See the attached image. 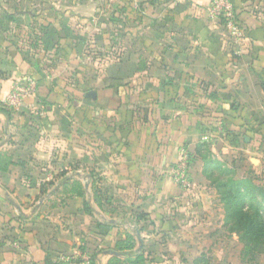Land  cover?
I'll use <instances>...</instances> for the list:
<instances>
[{"label": "crops", "instance_id": "crops-1", "mask_svg": "<svg viewBox=\"0 0 264 264\" xmlns=\"http://www.w3.org/2000/svg\"><path fill=\"white\" fill-rule=\"evenodd\" d=\"M210 1L121 2L109 17L102 0L0 6V104L25 76L38 83L11 116L0 111V264H82L83 244L109 264L136 226L148 264H200L206 253L192 260L167 240L196 229L181 224L189 202L210 207L176 181L179 149L196 153L252 114L264 83V0H231L246 31L236 46ZM138 12V29L112 31Z\"/></svg>", "mask_w": 264, "mask_h": 264}, {"label": "rangeland", "instance_id": "rangeland-1", "mask_svg": "<svg viewBox=\"0 0 264 264\" xmlns=\"http://www.w3.org/2000/svg\"><path fill=\"white\" fill-rule=\"evenodd\" d=\"M11 1L0 0V6L7 5ZM145 1L147 0H102L104 3H110L106 9L108 17L113 8L112 4L133 2L140 6ZM126 11L120 12L117 18L127 17ZM210 13L209 11V15L212 16ZM138 14L139 12L129 15L134 18L127 26L111 25L112 31L116 33L121 29L119 34L122 35V32L131 31V28L138 29L131 25L134 19L138 20ZM220 22L224 26L223 22ZM46 39H50V34ZM233 44L236 46L237 43ZM262 82V80L258 81V85L263 86L262 88L260 86L259 96L253 100L252 114L244 116L241 120H232L231 129H218L203 136L196 146V153L193 152L195 148L186 145L179 149L175 174L182 164L180 162L183 148L188 154L190 175V184L184 188L190 194L202 192L208 194L206 198H210V207L206 210L210 212L193 213L190 208L192 202H189L186 205V212L181 216V224L193 225L196 229L186 232L182 226L183 233L175 234L167 240L176 242L177 249L172 247V250H176L177 254L180 251L183 257L187 255L186 258L192 259L201 253H206L208 259L200 264H264V201L258 194L255 197L251 193L247 194L252 190L253 184L264 187V83ZM212 144L213 151L210 150ZM202 181L205 184L200 186ZM173 260L174 254L171 257V261Z\"/></svg>", "mask_w": 264, "mask_h": 264}, {"label": "built area", "instance_id": "built-area-1", "mask_svg": "<svg viewBox=\"0 0 264 264\" xmlns=\"http://www.w3.org/2000/svg\"><path fill=\"white\" fill-rule=\"evenodd\" d=\"M209 11L213 18L219 19L224 24V28L234 43H239L246 39V31L241 21L238 18V13L231 0H211ZM38 89L37 80L33 76H25L21 80L13 83L10 91L2 100V105L11 109H16L24 104L27 98L34 96ZM40 104L45 109V104L40 101ZM184 149L182 148V151ZM179 169L176 170L175 178L181 186L190 184L189 161L188 154L182 152ZM82 259V264H92V257L88 252L76 251ZM72 256H63L65 261L70 260Z\"/></svg>", "mask_w": 264, "mask_h": 264}, {"label": "trees", "instance_id": "trees-1", "mask_svg": "<svg viewBox=\"0 0 264 264\" xmlns=\"http://www.w3.org/2000/svg\"><path fill=\"white\" fill-rule=\"evenodd\" d=\"M238 18H239V16H238ZM239 20H240V18H239ZM34 34H35V32H34ZM0 111L7 114L8 116H11L12 109L3 106L2 102H1ZM77 187L82 188L83 186L81 184L76 183L75 189H77ZM249 193H251L253 195V197H255L256 194H258L262 198V200L264 201V187L263 186L253 184L252 190L248 191L247 194H249ZM78 194L83 195V191L79 190ZM92 196H93L94 201L100 207H102L103 206L102 195L100 193L98 186L95 185V182L93 183V186H92ZM86 210L88 212L92 211V207L90 206V204L88 202L86 203ZM143 217H144L143 214H141V213L138 214L139 219H141ZM106 226L109 227L110 225L107 224ZM136 229H137V226L132 229V232L131 231L127 232L124 239H119L115 242V248L118 249L122 254L120 253L119 255H114L112 260H110L109 264H148V257L146 256L144 248H141L140 250L136 249V244H137V238L135 236L136 235ZM79 248L82 252H88L89 254H91V248L87 247L86 244L81 245ZM93 259H94V256L92 255V260ZM207 259H208V257H206V254H203L199 260L201 262H204V260H207Z\"/></svg>", "mask_w": 264, "mask_h": 264}, {"label": "water", "instance_id": "water-1", "mask_svg": "<svg viewBox=\"0 0 264 264\" xmlns=\"http://www.w3.org/2000/svg\"><path fill=\"white\" fill-rule=\"evenodd\" d=\"M91 94H94V92H91ZM87 186H88V184H87ZM43 202V200H41V203ZM38 207V206H37ZM138 239H139V241H140V247H142V245H143V239H142V237H141V234H140V232H138ZM109 253H111V254H114V255H119L120 253L118 252V251H116V250H109Z\"/></svg>", "mask_w": 264, "mask_h": 264}]
</instances>
